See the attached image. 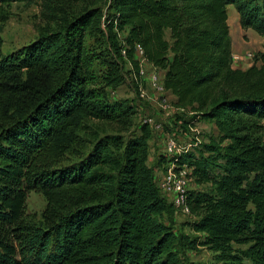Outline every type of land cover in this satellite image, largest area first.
<instances>
[{"label": "trees", "instance_id": "trees-1", "mask_svg": "<svg viewBox=\"0 0 264 264\" xmlns=\"http://www.w3.org/2000/svg\"><path fill=\"white\" fill-rule=\"evenodd\" d=\"M21 1L0 0V22ZM107 2L111 31L126 37L112 33L114 59L95 86L84 41H103ZM42 3L55 29L7 55L0 38V264H178L177 241L207 250L208 264H264V52L260 66L234 69L227 23L233 6L264 40V0ZM136 49L189 124L213 121L218 133L176 158L204 188L187 191L193 238L161 220L174 209L147 164L150 125L130 132L133 107L106 97L124 83V59L138 82ZM91 122L117 129L100 136ZM33 192L46 201L38 221L26 215Z\"/></svg>", "mask_w": 264, "mask_h": 264}, {"label": "rangeland", "instance_id": "rangeland-1", "mask_svg": "<svg viewBox=\"0 0 264 264\" xmlns=\"http://www.w3.org/2000/svg\"><path fill=\"white\" fill-rule=\"evenodd\" d=\"M73 13L81 8L80 4H75ZM227 10L229 34L231 38V48L233 62L239 60L237 50L241 49L243 55H248L252 59V63L260 66L262 62H257L254 59L257 55L264 52V40L251 30L244 31L239 25L238 14L233 6H229ZM9 16L5 22H0V38L2 39V55H7L22 49L34 41L41 33L47 30L55 29L56 23H48L43 17V13H47L46 7H43L42 0H24L21 2H12L9 6ZM103 15L106 17V22L103 27L105 37L103 41H94L86 38L84 41L85 52L91 57L90 71L94 78V85L100 86L102 77L106 72V66L103 59L108 61L114 59L113 43L115 42L112 33H115L118 39V44H125L126 31L112 32L109 23L113 18L114 12L109 7V2L102 6ZM116 39V40H117ZM260 57V56H258ZM257 57V59H258ZM136 59L137 56L135 57ZM150 72L149 67H145V75ZM124 83L117 88L106 89V97L111 104L128 105L133 107L134 116L132 117V127L130 132L138 131L142 124L150 125L152 136L148 142V166L156 175L157 170L162 169L161 158L166 151V141L172 138L180 147H189V150L197 149L202 145L216 143L219 140L218 133L213 121L200 120L194 118V121L189 124L192 114L189 112L175 111L171 102V95L166 91L154 93L146 83L143 82V88L147 93L144 100L139 98L138 84L135 81L134 74L131 70L129 62L124 59L123 64ZM144 75V76H145ZM163 105L170 108L163 109ZM186 122L185 127H182L181 121ZM183 124V123H182ZM91 127L98 130L100 136L104 134H114L116 127L114 125L91 122ZM190 125V126H189ZM202 148V147H201ZM188 190H202L191 178L188 179ZM46 201L40 194L29 193L26 200V215L29 218L39 220L45 208ZM191 217L181 212H171L170 210L162 216L161 220L164 224L173 229L178 237L187 236L193 238L186 227V222L190 221ZM173 252L176 254L178 264H208L211 261V254L202 248L197 250L189 249L185 243L177 241L174 243Z\"/></svg>", "mask_w": 264, "mask_h": 264}, {"label": "built area", "instance_id": "built-area-1", "mask_svg": "<svg viewBox=\"0 0 264 264\" xmlns=\"http://www.w3.org/2000/svg\"><path fill=\"white\" fill-rule=\"evenodd\" d=\"M124 55V52H122ZM138 59V95L141 100H144L147 96L146 91L143 88V82L146 83L154 93L163 92V72L150 66L143 58L142 52L136 49L135 52ZM145 67H149L150 72L145 75ZM145 75V76H144ZM170 108V106L163 105V109ZM175 109V108H174ZM175 111L183 112L182 109H175ZM164 153V163L162 169L157 170L156 183L159 191L164 197L172 204L175 212H181L185 215H189V209L186 204V196L188 191V184L191 178V169L186 165L178 166L177 157L193 151L189 150V147H180L175 141L170 138L166 141Z\"/></svg>", "mask_w": 264, "mask_h": 264}, {"label": "crops", "instance_id": "crops-1", "mask_svg": "<svg viewBox=\"0 0 264 264\" xmlns=\"http://www.w3.org/2000/svg\"><path fill=\"white\" fill-rule=\"evenodd\" d=\"M230 10V9H228ZM239 19V17H238ZM236 53L237 55L239 56V60H237L236 62L234 61L233 62V68L234 69H237V70H242V71H245L247 70L248 68H250L251 66H253L254 64L251 62L252 59L250 56L248 55H243L241 49L237 50L236 49ZM259 66V65H258ZM168 94H170L169 92H167ZM171 95V94H170ZM175 101L174 97L171 95V102L173 103Z\"/></svg>", "mask_w": 264, "mask_h": 264}]
</instances>
